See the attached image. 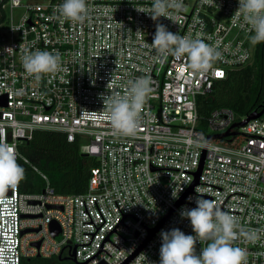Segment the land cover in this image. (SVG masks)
Wrapping results in <instances>:
<instances>
[{"label":"built area","instance_id":"2783aa9c","mask_svg":"<svg viewBox=\"0 0 264 264\" xmlns=\"http://www.w3.org/2000/svg\"><path fill=\"white\" fill-rule=\"evenodd\" d=\"M60 2L0 0V142L28 163L20 144L36 130L56 131L96 164L80 193L55 192L35 166L40 191L20 190L19 182L0 191V264L72 247L85 264L124 257L121 264H158L160 231L191 233L180 211L195 207L197 195L237 218L243 231L233 245L246 250L247 264H264V111L241 126L232 124L246 115L229 107H214L204 118L197 111L198 96L252 61L254 33L238 0H182L181 9L169 7L156 20L148 13L153 0H87L83 22L63 18ZM157 23L180 36L198 35L220 57L194 72L187 54L160 56L151 43ZM25 49L58 54L57 70L38 79L27 74ZM143 75L153 91L140 125L134 136L118 135L105 115L108 99ZM226 130L236 133L207 140ZM207 243L197 242L196 251Z\"/></svg>","mask_w":264,"mask_h":264},{"label":"clouds","instance_id":"9594fccd","mask_svg":"<svg viewBox=\"0 0 264 264\" xmlns=\"http://www.w3.org/2000/svg\"><path fill=\"white\" fill-rule=\"evenodd\" d=\"M169 7L181 9L182 0H153L148 13L156 20L159 16L166 17ZM238 8L243 21L251 26L250 30L254 33L252 41L264 42V0H238ZM57 10L71 22H83L88 14L87 0H61ZM151 43L160 56L187 54L189 67L194 72L207 70L221 55L214 45L198 35L195 38L180 36L167 30L161 23L155 25ZM21 62L24 71L38 79L42 73L55 72L60 57L47 50L25 49ZM152 91L151 77L143 75L130 80L123 95L114 93L108 99L105 115L116 134H136L141 122V109ZM23 176L24 168L17 163L15 146L0 142V185L12 186ZM194 203L195 207H182L180 211V216L188 219L191 233L186 234L176 227L160 231L158 264H247L246 250L232 243L237 230L243 231L237 218L215 206L203 195H197ZM243 234L250 240L256 239L255 234ZM201 240L208 243L197 252L195 245ZM124 258L118 259L117 264H121Z\"/></svg>","mask_w":264,"mask_h":264},{"label":"trees","instance_id":"16d2710c","mask_svg":"<svg viewBox=\"0 0 264 264\" xmlns=\"http://www.w3.org/2000/svg\"><path fill=\"white\" fill-rule=\"evenodd\" d=\"M231 108L237 117L264 106V42L255 43L252 61L227 72L217 80L211 91L197 97V111L204 118L214 107ZM19 154L28 163L17 159L24 168L19 181L20 190L40 191L44 181L32 166L44 173L55 192L74 194L86 188L94 157L79 151L76 141L68 142L64 134L49 130H36L28 142L21 143ZM68 253L67 249H63ZM63 259V260H62ZM69 259V258H68ZM21 264H68L60 255L23 258Z\"/></svg>","mask_w":264,"mask_h":264},{"label":"water","instance_id":"95a60500","mask_svg":"<svg viewBox=\"0 0 264 264\" xmlns=\"http://www.w3.org/2000/svg\"><path fill=\"white\" fill-rule=\"evenodd\" d=\"M264 111V106L257 110V109H254L252 110L249 114L246 115L245 119L244 120H240L238 122H234L232 124V126H241L243 125L247 120L249 119H252V118H255L257 116H259L261 113H263ZM236 132L235 131H232V132H229L228 130L224 131V132H221V133H217V134H211V135H208L207 136V140H210V139H214V138H222L226 135H229V134H235ZM198 173V172H197ZM50 230H51V233L53 235H55L57 232H58V227L55 223H51L50 224ZM38 244V242H36V245ZM37 257L39 256L38 254L36 255ZM68 258H70L71 260H73L75 263L77 264H85V261L83 262H79V261H76L75 257H74V247L71 248V250L68 251Z\"/></svg>","mask_w":264,"mask_h":264},{"label":"rangeland","instance_id":"374dc122","mask_svg":"<svg viewBox=\"0 0 264 264\" xmlns=\"http://www.w3.org/2000/svg\"><path fill=\"white\" fill-rule=\"evenodd\" d=\"M24 2H43V0H23ZM252 35L249 37V41H250V48H252L254 46V42L251 39ZM79 143L84 144V143H88V140L85 137H81L79 139Z\"/></svg>","mask_w":264,"mask_h":264},{"label":"flooded vegetation","instance_id":"af4514ba","mask_svg":"<svg viewBox=\"0 0 264 264\" xmlns=\"http://www.w3.org/2000/svg\"><path fill=\"white\" fill-rule=\"evenodd\" d=\"M60 255L64 258V260L68 263V264H77L75 263L73 260H71L70 258L68 259V253H65L63 250L61 251ZM63 260V259H62ZM77 261V260H76Z\"/></svg>","mask_w":264,"mask_h":264},{"label":"snow or ice","instance_id":"6c2138e0","mask_svg":"<svg viewBox=\"0 0 264 264\" xmlns=\"http://www.w3.org/2000/svg\"><path fill=\"white\" fill-rule=\"evenodd\" d=\"M216 75H217V76H220V75H222V73L219 72V71H217V72H216ZM3 189H4L3 185H0V191H2Z\"/></svg>","mask_w":264,"mask_h":264}]
</instances>
